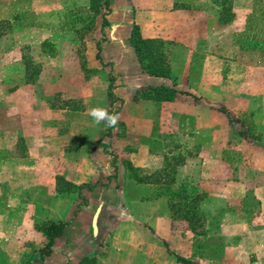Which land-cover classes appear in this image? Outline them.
Here are the masks:
<instances>
[{
    "label": "crops",
    "instance_id": "1",
    "mask_svg": "<svg viewBox=\"0 0 264 264\" xmlns=\"http://www.w3.org/2000/svg\"><path fill=\"white\" fill-rule=\"evenodd\" d=\"M73 1L75 2V0ZM262 1L264 2V0ZM198 2L199 0H146L145 2L143 0H112L110 12L105 15L109 22L108 25L102 26L101 14L99 26L104 33L105 40L99 44L101 57V61H99L104 67H108L109 74L112 73L114 77V94L123 100L124 108L129 105L138 109L137 91H142L149 85L164 84L191 94H198L202 88L205 89V92H213L212 87L217 83L213 80L217 78L216 66L219 57L217 56L216 39L213 42L211 39L212 34L216 36V30L211 25L208 28L203 26L200 28L199 22L192 23L190 21V23H187L186 16H189L190 12L200 13L203 11L210 18L212 14L216 16L217 6L215 5V9H212L210 5L215 3L213 0H208L205 2L209 5L207 8H205V5V9L201 11L197 9ZM75 4L84 9L86 13L90 0H76ZM166 5L170 7L168 10L164 8ZM244 5L246 9L242 12L240 8ZM231 6V12L240 20L237 23L234 20L231 21V27L234 29L237 26L236 24H242L240 18L251 11L253 1L232 0ZM216 19L217 17H215V23ZM133 24L139 25L144 37L161 38L165 41L174 42L169 52L170 77L153 76L141 68L135 50L128 39ZM44 40L53 43L57 52L55 56H50L41 50V42ZM205 41H207L208 47H214L213 51L210 48L207 49L208 53H203V51L199 53L197 47ZM7 42L18 46L20 54L17 58H11V56L5 54L3 68L6 72V78L8 80L10 67L15 66V63H17L18 78H21L22 83L26 84L22 53L25 49L24 45H27L24 42L27 41L19 40L18 43H14L15 41L8 39ZM261 45H263V49L261 47V50L253 55L255 58L259 56L258 59H264V41ZM238 48L239 50L233 52L237 54L236 59L233 56V59L229 61L232 67L231 73L240 72V69L241 71L245 70L243 65L239 68L241 57L250 58L252 56L242 46ZM38 50L45 59L58 57L60 55L58 39L49 36L41 38L38 42ZM199 56L201 57L199 58ZM197 60H201V63ZM33 62L36 63L34 60ZM40 66V72L35 82L28 84H34L39 78L43 77L44 69H42V66L44 68V65ZM242 74V77L246 76L245 72ZM232 76L233 74H231ZM89 90L88 80L85 85L82 83L80 86L70 84L63 88L55 87L52 89L51 94L43 99V103L49 109H68L75 103L79 104L81 102V111L87 112V94ZM15 93L17 95L21 94V87H18ZM60 93L64 97L56 100V96ZM183 95L190 96L186 93H177L174 99L169 101L159 103L152 100L144 101L160 104L159 106L163 109L170 107L173 110L171 111V117H175V114H179L182 118L188 117L194 125L196 121L195 105H193L192 112L186 113L176 104V102L182 100ZM20 102L24 104L23 98L21 101L18 100L19 104ZM17 124V135H10L9 132L5 134L9 140L15 141V148L10 147L14 150L12 156H10L8 149L0 151L2 170L10 168L5 167L7 166L5 164H7L6 160L11 159L12 164H14L12 168L16 169V175H12L15 177L0 179V238L14 236L16 240L14 243H17L19 248L16 250L11 247L12 244L6 240L0 241V264H24L32 260L37 249L46 242L45 235L37 228V225L46 220L69 221V224L64 228L63 233L55 238L51 254L46 256L42 262L32 261L30 264H76L84 256L98 253L103 240L111 237V235L119 236L121 239L118 242L121 257L128 252L124 247L128 244L126 239L130 238L129 244L135 250L130 253L129 264H165L164 259L170 260L171 257H174L168 252L167 247L174 253L188 259L179 250L182 242L179 240L182 237L180 231L171 228V218H174V213L169 205L171 196L169 194L156 196V192L160 188H164V183H159L147 177L144 184L146 186L157 184V189L155 192L139 197L136 200L138 211L131 212L124 192L119 189V186H122L124 182L125 171L118 167L117 161V169L114 170L111 155L104 153L97 144V140L104 133L90 140V129L86 121L80 123L74 120L63 121V124L71 130L76 124H81L80 128L76 129L77 133L75 135L73 133L68 134V129L64 134H58V130L54 127L57 126V121L54 119L36 121L34 125L39 126V128L31 132L26 131L24 122ZM146 124H148V120ZM134 125L142 127L143 123L141 119L132 115L130 126ZM147 132L149 131L147 130ZM109 137L104 136L102 142L108 143ZM152 138H146V141L149 142ZM31 143L34 146L30 148ZM16 148H18V151ZM26 148H28V157L26 156ZM117 153V151H114L113 154ZM121 156L118 155L116 160H120ZM155 157L153 153L147 150L145 164L148 174L154 172L157 168L154 166ZM129 158L134 166H140L136 161L137 154H129ZM26 159L32 160L33 167L31 170L22 165L29 163ZM116 172L117 177H115ZM217 174V170L212 167L205 169V172L199 170L189 171L184 178L187 182L184 183V187H180L182 183L179 181V186L178 183L173 186L170 185V191H177L180 188L187 195L205 192L207 198H215L217 195L214 194L219 188ZM28 175L31 176L28 177ZM58 177L63 179L61 186L63 190L61 191L57 189ZM133 182L139 185L143 184L141 183L143 181L137 179H134ZM86 183L96 184L94 190L91 191L83 186ZM105 183L108 185H104ZM75 186H80V190L77 189L76 192ZM234 189L237 190L238 188L232 186L231 190ZM28 190L29 192H27ZM43 191L46 192V198L45 201L41 202L42 198L36 196V194L39 193L42 196ZM32 193L33 195H30ZM229 196L227 198L234 200L237 205L250 200L246 193L243 195L237 193L236 196L229 194ZM257 198L261 201L260 211H262L258 220L264 224V196L258 195ZM81 200H84L85 203L77 209V205L80 204ZM200 201L199 207L203 210ZM75 210L77 211L74 213ZM204 212L208 217V212L205 209ZM234 214L237 219L242 218V224L240 227L233 224L235 236H231V240H228V237L225 236V246L222 253L224 261L222 263L238 264L237 258L240 254L243 255V263L241 264H264V225H262V230L259 231L252 226L248 229L245 219H243L246 216L240 210L235 209L224 212L221 222L223 233L224 229H227L228 222L226 218ZM84 215H86L85 222ZM94 217H96L95 229L93 225ZM249 222L251 224L257 223L254 219H250ZM230 225H232V222ZM82 228H84L83 232L81 231ZM90 232L97 238L93 243L91 242ZM187 232L194 233L189 227ZM237 237L241 240H236ZM154 248L156 250H153ZM246 257L247 262H245ZM202 261H205V263H202ZM173 264L182 263L177 262L174 258ZM193 264H219V260L215 258L202 260L199 258V261L197 263L193 261Z\"/></svg>",
    "mask_w": 264,
    "mask_h": 264
},
{
    "label": "rangeland",
    "instance_id": "2",
    "mask_svg": "<svg viewBox=\"0 0 264 264\" xmlns=\"http://www.w3.org/2000/svg\"><path fill=\"white\" fill-rule=\"evenodd\" d=\"M205 1L208 0H199L197 9L202 11L207 8L209 3ZM213 1L215 4L210 6L212 9H215V5L217 6L216 16L212 14L209 18L203 11L200 13L190 12V17L186 16L187 23L190 21L192 23L199 22L200 28L201 26L208 28L209 25L215 28L216 36L212 34L211 41L216 39L217 56L219 57L216 66L217 78L213 80L217 83L215 82L216 84L212 87L213 92H205V89L202 88L198 94H193L196 97L183 95L182 100L176 102L186 113L192 112L193 105H195L196 121L192 125L193 122L189 120L190 118L183 117V119L179 114L171 117L172 108L163 109L159 106L160 104L144 101L145 99H142L140 95H137L138 109L129 105L124 108L123 103L119 101L110 105L107 92L109 69L96 58L99 47L97 42L104 35L99 26L100 16L108 14L103 1L99 8V14H96L90 22L82 24L80 18L86 17V13L84 9L75 4L76 0L75 2L73 0H0V22L9 21L10 23L8 28H0V30L6 29V32L0 35V151L8 149L12 156L14 150L10 147L15 148V141L9 140L5 134L9 132L10 135H17V123L19 122H24L26 131L31 132L39 128L34 125L36 121L54 119L57 121V126L54 127L58 130V134H64L68 128L63 124V121L74 120L77 123L86 121L90 129V140L105 133L107 129L105 124L103 122L96 124L87 112H82L81 102L75 103L68 109H49L43 103V99L51 94L53 88H63L70 84L80 86L83 83L85 85L88 80L90 89L87 94L88 109L93 107L110 109V114L119 116L118 124L112 129L110 140L106 146L110 153L118 152L115 154L116 157L122 155L120 160H116L118 167L125 171V179L119 189L124 192L131 212L138 211L136 200L139 197L155 192L157 189V184L154 186L144 184L147 177L159 183L171 182L172 186L175 183H178L179 186V181H181L180 187H184V183H187L184 180L187 172L194 170L205 172V169L210 167L217 170L219 188L214 194L217 196L207 198V193H200V205L203 210L208 212V217L202 212L204 222L198 227V232H194L195 234L187 232L188 222L174 216L175 214H173L174 218H171V228L180 231L182 237L179 240L182 242L179 250L188 259L197 263L199 258L202 260L215 258L219 260V264H224V262L222 263L224 261L222 253L225 236L231 240V236H235L234 225L237 224L240 227L242 224V218L237 219L234 214L226 218L227 229L225 228L223 233L221 222L224 212L235 209L243 212L246 216L243 219H245L248 229L252 226L259 231L264 225L258 220L262 211H260L261 201L257 198L258 195L264 196V59L253 56L261 50V47L263 49L261 44L264 41V2L252 0L251 11L242 16L240 18L242 24H236L237 26L233 29L231 21L234 20L237 23L240 20L231 12L232 0ZM164 8L168 10L170 7L166 5ZM245 9L244 5L240 11L243 12ZM215 17H217L216 23ZM47 36L58 39L60 46L58 57L45 59L39 53L38 42ZM8 39L15 41L14 43H18L19 40L27 41L24 42L28 46L25 48L26 54L36 63L44 65V68L42 66L44 75L36 83H22V79L18 78L17 63L10 67L7 80L3 68V64H5L3 58L6 55L17 58L20 54L18 46L7 42ZM168 42L170 44L167 46V50L170 52L174 42L169 40ZM206 42L197 47L199 53L202 51L208 53L207 49L214 48L213 46L208 47ZM240 46L252 56L250 58L241 57L239 68L243 65L245 70L238 69L240 72L231 73L232 67L229 61L233 59V56L236 59L237 54L233 52L239 50ZM197 61L201 63V60ZM243 72L246 73L244 77H242ZM231 74H233L232 77ZM18 87H21V94L17 95L15 91ZM63 97L60 93L56 96V100ZM22 98L24 104L22 102L19 104L18 100L21 101ZM220 108L226 109L234 117L247 114L254 121V130L260 134V138L243 137L239 132V123L231 120L228 113ZM132 115L141 119L142 127L139 125L130 126ZM147 120L148 124H146ZM80 126L81 124H76L73 130L69 128L68 134L75 135L76 129ZM146 128L149 131L147 133ZM151 137H153L152 140L147 142L146 138ZM33 146L34 144L31 143L30 148ZM28 148H26L27 157L29 156ZM147 150L158 157H155L154 160V166L157 168L150 174L146 172ZM129 154L138 155L136 161L140 166L136 167L132 164ZM11 160H6L7 164H5L7 165L5 167L10 168L2 170L0 166V179L15 177L12 175H16V169L12 168L14 164ZM26 161L29 163L22 165L31 170L32 160L26 159ZM127 163H130L135 170L129 169ZM30 176L28 175V177ZM115 177H117V172ZM134 179L143 181L141 182L143 184L134 183ZM232 186L238 189L231 190ZM181 190L177 189V191ZM237 193L240 195L246 193L250 200L237 205L234 200L227 198L230 197L229 194L236 196ZM45 195V191L42 193L43 197L39 193L36 194L42 198L41 202L45 201ZM83 203L85 201L81 200L77 209L81 208ZM85 219L86 215H84V222ZM250 219H254L257 223L251 224ZM231 222L232 225H230ZM81 231L83 232L84 228ZM90 238L92 243L97 239L92 232H90ZM237 239L241 240L238 237ZM3 240L10 242L11 247L16 250L19 248L18 244L14 243L16 241L14 236L0 238V241ZM120 240L119 236L115 237L114 235L103 240L94 264H129L130 253L135 248L129 244L130 238H127L128 244L124 248L128 252L121 257L118 244ZM130 248L132 249L130 250ZM237 259L238 264L243 263V255L239 254ZM245 262H247V257ZM164 263L173 264L174 257H171L170 260L164 259Z\"/></svg>",
    "mask_w": 264,
    "mask_h": 264
},
{
    "label": "trees",
    "instance_id": "3",
    "mask_svg": "<svg viewBox=\"0 0 264 264\" xmlns=\"http://www.w3.org/2000/svg\"><path fill=\"white\" fill-rule=\"evenodd\" d=\"M104 3L105 7L107 8V12H110V4L112 0H90L89 7L86 9V17L80 18L82 24H86L92 20V18L99 14V8L101 3ZM106 14H102V26H106L109 24L108 20L105 17ZM10 26L9 21H4L3 23L0 22V28H8ZM6 29L0 30V35L4 34ZM129 42L135 50L137 58L141 64V68L150 75L153 76H160V77H170V64H169V52L167 50V46L170 42L165 41L161 38H150L144 37L141 33L140 27L138 24H133L130 34H129ZM105 37L101 38L97 45L99 46L101 41H104ZM28 47L27 45L24 48ZM41 50L44 53H47L50 56L56 55V49L52 42L49 40H44L41 42ZM23 62L25 65V80L27 83H33L37 79V76L40 72V64L34 63L32 58L26 54L25 49L22 53ZM96 58L101 61L100 57V46L96 52ZM114 77L112 73L109 74V84L107 87L108 97L110 99V104L113 105L114 102L120 101L121 103L123 100L118 98L113 91L114 85ZM177 93H186L190 94L193 97L195 95L184 91L176 89L173 86H168L164 84L159 85H149L142 91H137V95H140L142 99L145 100H152L154 102H161V101H169L173 100ZM220 110L228 113L231 120H235L239 123L240 126V134L245 137H254L259 139L260 134L256 133L254 130V121L247 115L243 114L241 117H234L231 113H229L226 109L220 108ZM111 113L110 109L107 110ZM113 128L106 129V132L97 140V144L99 147L102 148L104 153L111 155L112 157V166L114 170L117 169L116 166V156L110 153L107 150V146L105 143L102 142V138L104 136H111ZM128 168L135 170V168L130 164L127 163ZM63 183V179L58 177L57 179V189L59 191L63 190L61 188ZM69 185V184H68ZM171 182L164 183V188H160L159 191L156 192V196L162 194H169L171 196L169 205L174 216L179 217L183 220H186L189 224V229L198 232V227L201 226L204 222V215L199 207V201L201 199L200 194L195 195H187L184 191H170ZM83 186L87 187L89 190H94L96 184L86 183ZM75 191L78 189L80 190V186H75ZM65 190V189H64ZM77 192V191H76ZM205 213V212H204ZM69 224V221H55V220H46L43 221L41 224L37 225V228L45 235L46 242L43 246H41L36 251L35 257L27 261L24 264H30L32 261H44L46 256H49L52 252V246L55 242V238L60 236L63 233L64 228ZM200 233V232H199ZM167 250L171 253L175 260L182 264H193V261L187 259L181 255H178L171 251L168 247ZM98 253H95L90 256H84L78 263L76 264H94L97 260Z\"/></svg>",
    "mask_w": 264,
    "mask_h": 264
},
{
    "label": "clouds",
    "instance_id": "4",
    "mask_svg": "<svg viewBox=\"0 0 264 264\" xmlns=\"http://www.w3.org/2000/svg\"><path fill=\"white\" fill-rule=\"evenodd\" d=\"M87 114L92 117L96 124L103 122L105 127L114 128L117 126L119 116L117 114H110L106 109L101 107H93L87 109Z\"/></svg>",
    "mask_w": 264,
    "mask_h": 264
},
{
    "label": "water",
    "instance_id": "5",
    "mask_svg": "<svg viewBox=\"0 0 264 264\" xmlns=\"http://www.w3.org/2000/svg\"><path fill=\"white\" fill-rule=\"evenodd\" d=\"M93 225H94V229H95L96 228V217H94Z\"/></svg>",
    "mask_w": 264,
    "mask_h": 264
}]
</instances>
